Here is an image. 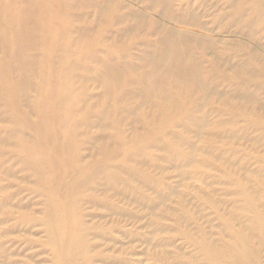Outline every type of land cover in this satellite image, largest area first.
Masks as SVG:
<instances>
[{
    "label": "bare ground",
    "instance_id": "1",
    "mask_svg": "<svg viewBox=\"0 0 264 264\" xmlns=\"http://www.w3.org/2000/svg\"><path fill=\"white\" fill-rule=\"evenodd\" d=\"M177 1L0 0L4 264L8 245L25 239L34 246L40 233L42 251L51 250L53 264H93L83 200L105 205L112 193L155 187L149 175L154 161L188 159L177 141L206 125L207 115L200 113L206 95L232 102L230 94L210 88L214 70L233 91L255 97L247 91L249 79L264 83V70L254 50L248 49L247 62L233 63L230 58L241 56L244 47L233 53L226 44L220 52L191 28L206 29L194 0L185 7ZM221 1L211 12L213 23L247 14L250 34L264 23V0ZM248 64L257 70L249 71ZM229 106L221 110L239 115L241 107ZM234 121L217 119L212 129L224 132ZM238 192L248 197L246 185ZM249 206L254 207L250 199ZM173 223L180 225L178 217ZM254 225L264 236V214H255ZM183 233L197 243L189 231ZM239 236L235 231L233 242L210 243L202 232L193 254L171 261L196 264L201 256L207 264H263Z\"/></svg>",
    "mask_w": 264,
    "mask_h": 264
},
{
    "label": "rangeland",
    "instance_id": "2",
    "mask_svg": "<svg viewBox=\"0 0 264 264\" xmlns=\"http://www.w3.org/2000/svg\"><path fill=\"white\" fill-rule=\"evenodd\" d=\"M176 3L187 6L186 0ZM191 5L206 29L191 28L214 41L220 52L226 44L233 53L239 46L244 47L239 52L241 56L230 58L233 63L247 62V51L253 49L264 70V23L250 34L247 14L242 19L224 16L213 23L211 12L218 6L217 0H194ZM161 22L190 30L181 22L169 24L163 19ZM248 65L249 71L257 70V65ZM216 77L214 70L210 88L223 95L230 94V104L241 107L239 115L223 112L222 106L229 108L230 104L208 93L200 112L207 115L206 125L199 131H186L185 140L177 141L184 153L190 155L188 159L154 161L149 175L157 183L152 184L155 187L141 186L139 192L112 193L105 205L90 200L81 203L83 228L89 230L87 244L92 250L88 259L93 264H173L175 255L195 252L202 232L210 243H221L235 241V231L243 238V244L249 243L253 252L260 255L264 264V236L254 227L255 214H264V83L249 79L247 91L255 92L251 99L248 92H235L231 82ZM246 113L248 117L244 116ZM253 115H256L254 119ZM233 117L235 121L224 132L212 129L215 120L227 121ZM133 184L126 182L131 187ZM242 185H246L248 197L238 192ZM248 198L254 207L249 206ZM164 213L170 215L165 217ZM175 217L179 226L173 223ZM183 229L197 243L186 238ZM34 237L36 243L31 247H27L25 239L7 244L9 264H53L51 250L42 251V233ZM196 264L207 263L200 256Z\"/></svg>",
    "mask_w": 264,
    "mask_h": 264
}]
</instances>
